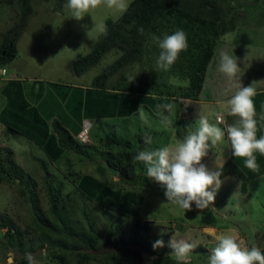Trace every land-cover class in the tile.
Listing matches in <instances>:
<instances>
[{"label": "rangeland", "instance_id": "rangeland-1", "mask_svg": "<svg viewBox=\"0 0 264 264\" xmlns=\"http://www.w3.org/2000/svg\"><path fill=\"white\" fill-rule=\"evenodd\" d=\"M30 1L33 14L18 43V54L11 62L2 66L7 73L13 72L18 80H23L24 77L28 81L35 78L33 80L64 83L65 97L73 108V121H80L79 114L83 106L79 105V96L82 93L84 95V91L74 85L80 84L83 87L90 84L93 75L111 62L119 54V50H109L94 66L79 76L72 71V60L85 54L92 46L97 36V31L92 29L94 22L105 24L115 20L121 13L101 6L77 21L65 9L62 13L53 11L54 0ZM231 1L229 8L213 24L195 21L173 10L167 11L157 18L147 34L141 60L110 77L104 89L85 88L86 96L83 99L87 98V102L93 98L96 100L95 107L88 113H92V119L87 114L85 116L88 118L87 122L91 119L93 124L84 140H81V135H77L75 139L87 149V155L59 148L54 156L51 146L45 151L35 144L14 150L15 161L19 164L13 162L14 165H10L17 167L19 173L8 172L7 164L0 166V212L13 221L22 244L18 249L11 235H2L0 264H7L6 259L10 263V258L12 262L25 257L26 253L33 254L39 264H72L65 254L62 255L63 258L55 256L61 250L56 245H49L48 240H41L30 226L35 213H47L51 192L71 205L87 207L93 217V226L98 230L99 240H106L107 234V242H113L119 235L127 239L135 222H138L139 225H147L138 231L140 238L145 241L155 235L167 233L169 240L174 237L176 240L183 239L205 249L209 248L204 253L191 252L186 264H208L211 249L215 247L212 241L216 237L212 230L209 232L211 228L233 229L238 233V241L243 246L250 248L255 244L264 250V173L259 171L249 181H243L237 173L221 175V186L208 208L201 210L192 204L190 210H182L167 202L164 189L147 177V166L133 159L146 146L152 150L153 143L158 146L156 149L167 141L166 136L155 134L151 145L145 144L135 152L137 135L144 130L142 125L148 128L149 122L145 114V121L141 114L139 120L136 92L145 85V89L151 92L158 91L175 98L184 97L191 92L216 36L232 27L241 16L244 23H249L243 27L242 33H248L253 28L256 31L264 26V0ZM15 13L14 6L0 2V38L1 33L13 22ZM178 29L183 30L187 36V50L180 53L169 71L156 70L155 61L160 49L152 37L162 39L165 34L171 35ZM255 35L251 36L253 42L261 37L256 32ZM259 66L260 62L253 67ZM77 90H80L79 94ZM85 110L88 111V108ZM59 115V120L64 122V116ZM121 115L127 118L117 120L116 117ZM49 131L52 135L51 128ZM107 136H117L123 144H107ZM220 144L224 146V143ZM7 150L0 149V160L5 157ZM218 153L213 156V152H208L201 161L210 171H217L225 160L223 154L220 151ZM31 156L44 160L48 173L46 176L37 161L29 160ZM262 160L264 161V156ZM108 167L115 169L116 173L113 175ZM262 168L264 170V166ZM247 171L251 172L248 168ZM147 180H150V184H147ZM77 214L81 216L80 211ZM80 222L87 227L82 216ZM224 233L230 232L224 229ZM49 240L56 241V237L51 236ZM141 255L143 264H151L150 253L142 252ZM171 258L176 260L174 255ZM83 264L106 262L102 259H88Z\"/></svg>", "mask_w": 264, "mask_h": 264}, {"label": "crops", "instance_id": "crops-1", "mask_svg": "<svg viewBox=\"0 0 264 264\" xmlns=\"http://www.w3.org/2000/svg\"><path fill=\"white\" fill-rule=\"evenodd\" d=\"M28 23L29 20L26 26H28ZM247 24L243 22L241 16L234 22L231 28L225 30L216 37L201 72L198 90L192 96L175 98L165 93L148 91L145 89V85L142 90H138L136 93L138 103L137 113L139 116L141 113L143 114L144 121L145 114L149 121L147 122L148 128L142 125L144 129L142 132L148 130L151 139L155 134L162 137L166 136L167 141L160 147L167 146L168 142L171 144L172 142L175 143L182 140L187 135L188 128L195 127L200 115L207 116L210 123H212V120H214L215 123V116L217 113H220L223 116V123L219 124V127L225 130L224 146L222 144H218L213 148L210 146L208 152H213V156H215V154H219L218 152L220 151L225 157V160L221 162V167L217 171H221L222 175L237 173V176L243 181H249L251 178H254L258 175L257 173H259V171L261 174L264 173L262 168L264 166V161L262 160L263 156L256 153V162L259 165V171L253 173L252 171H247L243 159L236 158L232 155L226 127L234 124L238 118L230 116L226 107H222L219 103L220 101H226L230 97L231 92L228 91L229 84L227 79L218 71V63L219 53L221 51H225L233 56L235 55L238 60V66L242 69L240 72L242 85L245 87L252 85L256 90L254 103L259 129L257 138H259V136L264 135V121L259 120V117L264 115V106L261 107L264 104V36H262L264 35V26H261V28L256 31L253 28L248 33H242L241 30ZM24 32L25 29L16 41V55L4 64L11 62L17 56L18 43ZM255 32L261 36L257 37V42H253L251 38V36H256ZM231 43L234 45L232 46ZM259 62L260 66L254 68V64ZM4 64H0V68L3 67L2 65ZM6 73L7 70L5 68V74L0 76V149L11 150L12 161L16 165L19 163L17 164L15 161L16 152L14 150L24 148L23 146L29 144H35L39 148L45 149V151L48 146H51L53 148V155H57L60 147L56 142V134L54 132L52 135L49 133L52 119L58 120L74 138H76L84 121H87L88 118H85L86 114L92 119V113H88L95 107L96 100L93 98L87 102V98L83 99V97L86 96L85 88L88 87L89 90L90 88L94 89L90 87V84L83 87H81L80 84L74 85L84 91V95L82 93V95L79 96V105L83 106L82 112L79 108L80 121L75 122L73 121L72 104H70L69 100L65 97L66 89L64 83L45 79L33 80L35 78L28 81L24 80V77H22L23 80H18L19 78H17L13 72ZM80 90H77L78 94ZM93 91V95H95V90ZM226 92H228V95H225ZM90 97H88V99ZM164 103L173 104L171 113L157 109L158 104ZM87 108L88 111L85 110ZM59 113L64 116V119H61L66 123L59 120ZM163 116H168L169 119L173 121L171 126L166 127L162 123ZM116 118L117 120H122V118L127 117L121 115ZM91 119L88 121L92 125ZM140 119L141 116L139 120ZM48 124H50V126ZM69 126L72 128H68ZM74 127L76 128L74 129ZM160 143L162 144L161 139ZM153 144L151 145L153 149L158 147ZM146 148H148V146H146ZM45 153L46 152H44V154ZM29 160L31 162L34 161L32 156ZM224 229L230 232L229 234L235 237L238 236V233L233 231V229L230 231L229 228H221V230L211 228L209 232L212 230L214 235L217 236L224 233ZM3 233V228H0V238H2ZM212 243L216 246L217 241L215 237ZM206 249L209 250V248ZM1 256L2 254H0V259ZM6 261L8 264V259H6Z\"/></svg>", "mask_w": 264, "mask_h": 264}, {"label": "trees", "instance_id": "trees-1", "mask_svg": "<svg viewBox=\"0 0 264 264\" xmlns=\"http://www.w3.org/2000/svg\"><path fill=\"white\" fill-rule=\"evenodd\" d=\"M0 2L12 5L16 10L13 22L1 34L0 64H4L16 55V41L32 16L33 8L30 0H0ZM66 2L67 0H54L53 11L62 13ZM230 3L231 0H131L126 12L121 13L115 20L105 23L107 34H97L90 49L85 54L72 60V71L79 76L94 66L109 50L113 48L119 50V54L91 78L90 87L104 89L110 77L123 68L141 60L144 54L147 34L152 30L157 18L164 13L173 10L195 21L213 24L220 19L222 12L229 8ZM141 28L144 30L143 34L139 31ZM214 40L200 68L197 80L192 85L191 92H188L185 96H192L198 90L201 72L210 54ZM263 106L264 104L261 107ZM51 128L56 134V142L61 149H67L82 155L88 154L87 149L58 120H51ZM148 135V130L137 135L138 144L135 152L145 145L144 140ZM105 142L107 144H123V141L117 136H107ZM5 153V157L0 160V166L7 164L8 172L18 174L19 169L11 166L14 165L10 156L11 151L7 150ZM32 159L39 163L41 170L46 176L48 173L44 160L35 156H32ZM147 184H150V180H147ZM79 211L87 227L81 224V216L77 214ZM30 226L38 233L41 240H48L49 245H56L61 250L55 256L62 257L65 254L66 259L69 258L72 264H83L88 259H102L106 264H143L141 254L142 252L146 253V251L150 253L151 264H181L171 258L173 253L167 246L169 242L167 233L155 235L149 241H145L140 238L138 231L142 227H147V225L142 226L138 222H135L129 238L126 239L119 235L112 242L115 245L113 251L107 254H93L92 250L108 241V234L106 235V240H99L98 230L93 226V217L87 207L71 205L67 200L60 199L54 192L50 193V204L47 213L45 215L35 213ZM0 228H5L3 235H11L19 249L22 244L19 231L13 221L5 213L1 212ZM51 236L56 237V241L49 240ZM60 238L63 240L60 241ZM158 239L164 240L165 247L154 250L153 244ZM70 242L72 243L71 245ZM121 243L123 246H121ZM124 245L130 247L126 248ZM260 250L264 252L263 249ZM197 251L207 252L204 247L195 245L191 252ZM11 264H28V262L25 257H20L13 260Z\"/></svg>", "mask_w": 264, "mask_h": 264}, {"label": "clouds", "instance_id": "clouds-1", "mask_svg": "<svg viewBox=\"0 0 264 264\" xmlns=\"http://www.w3.org/2000/svg\"><path fill=\"white\" fill-rule=\"evenodd\" d=\"M101 6L124 13L129 7V0H67L64 4L65 10L77 21ZM92 29H95L98 35L107 34L106 25L103 23L94 22ZM139 31L143 34L144 30L141 28ZM152 39L160 49L155 61V68L158 71H169L180 53L188 48L187 36L183 30L178 29L171 35L165 34L162 39L157 36H153ZM241 70L235 55L225 51L219 53L218 71L227 79L228 91L231 92L226 101L219 103L226 107L230 116L238 118L234 124L226 127L232 155L243 159L245 167L255 173L259 171L256 153L264 156V135L257 138L259 129L254 103L256 90L252 85L247 87L242 85ZM225 95H228V92ZM157 109L171 113L173 104H158ZM259 120L264 121V115L260 116ZM215 121L210 123L207 116L200 115L195 127H189L187 135L182 140L152 150L146 148L133 157L135 161L147 166V177L164 189L167 202L182 210H190L193 203L198 209L208 208L214 202L216 192L221 186L222 172L210 171L201 162L210 146L216 147L224 141L225 130L217 126L223 123V116L217 113ZM162 123L167 127L171 126L173 121L168 116H163ZM144 143L151 145V137H146ZM215 239L217 243L211 249L208 264H264V252L255 244L250 248L245 247L237 237L229 233H221ZM167 246L181 264H186L195 247L194 244L183 239L176 240L174 237L169 240ZM164 247L165 242L162 239L156 240L153 244L154 250ZM25 258L28 264H39L31 253H26Z\"/></svg>", "mask_w": 264, "mask_h": 264}, {"label": "water", "instance_id": "water-1", "mask_svg": "<svg viewBox=\"0 0 264 264\" xmlns=\"http://www.w3.org/2000/svg\"><path fill=\"white\" fill-rule=\"evenodd\" d=\"M108 169L113 175L116 173L115 169H113L112 167H108ZM114 248H115L114 243L105 242V243L100 244L96 249L92 250V253L93 254H107L113 251ZM146 252L149 253L148 251Z\"/></svg>", "mask_w": 264, "mask_h": 264}, {"label": "built area", "instance_id": "built-area-1", "mask_svg": "<svg viewBox=\"0 0 264 264\" xmlns=\"http://www.w3.org/2000/svg\"><path fill=\"white\" fill-rule=\"evenodd\" d=\"M5 74V68L1 67L0 68V76H3ZM90 122L88 121H84V123L81 126V129L79 131V133L77 134L78 136H80L81 140H84L86 138V133L90 127Z\"/></svg>", "mask_w": 264, "mask_h": 264}]
</instances>
